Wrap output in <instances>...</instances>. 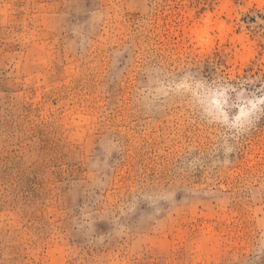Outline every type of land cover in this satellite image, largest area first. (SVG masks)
I'll return each instance as SVG.
<instances>
[{
    "label": "rangeland",
    "instance_id": "374dc122",
    "mask_svg": "<svg viewBox=\"0 0 264 264\" xmlns=\"http://www.w3.org/2000/svg\"><path fill=\"white\" fill-rule=\"evenodd\" d=\"M0 264H264V0H0Z\"/></svg>",
    "mask_w": 264,
    "mask_h": 264
}]
</instances>
